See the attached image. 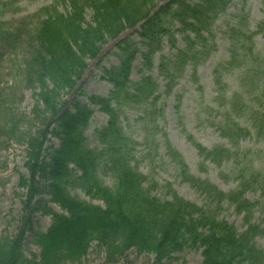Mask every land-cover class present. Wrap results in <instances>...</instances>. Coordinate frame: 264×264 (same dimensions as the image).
Listing matches in <instances>:
<instances>
[{"label":"trees","instance_id":"16d2710c","mask_svg":"<svg viewBox=\"0 0 264 264\" xmlns=\"http://www.w3.org/2000/svg\"><path fill=\"white\" fill-rule=\"evenodd\" d=\"M260 1L263 20L257 31H250L243 11L233 16L234 24L226 32L228 60L212 71V102L223 114L212 125L230 149H209L189 137L202 166L232 164L235 188L224 192L194 177L182 156L166 143L182 180L205 198L206 208L185 201L168 183L169 198L155 196L158 184L149 183L140 172L143 155L137 158V153L161 133L157 110L162 95L154 71L165 82V95L171 96L188 66L198 68L215 49L213 26L233 0H49L39 10L32 50L21 66V83L35 100V133H20L24 119L10 114L5 121L0 109V139L27 145L28 172L20 184L28 191L24 220L18 235L0 245V264H82L81 256L93 244L110 247L114 258L131 249L154 254L155 264L172 260L186 248L202 249V264H264V249L255 244L264 231L254 222L256 213L264 214V55L256 51L255 41L257 35L264 37V0ZM17 3L0 2V19ZM136 28L139 41L126 38L117 44L119 65L102 68L101 79L112 87L109 95L87 96L89 105L82 103L79 96L86 95L79 83L88 61ZM20 38L19 31L0 20V46L8 48ZM138 57L139 80L134 81ZM233 75L238 83L230 92L228 79ZM94 108L107 123L95 130L96 147H91L86 132ZM127 111L141 114L137 121L142 142L122 123ZM51 138L59 141L58 148L45 147ZM248 139L254 140L255 149L241 150ZM157 150L158 146L153 157ZM248 193L259 195L258 201H250ZM43 194L63 213L45 212L52 216V225L46 233L34 235L40 255L29 260L21 248L31 232L33 212L39 210L32 204L34 198ZM223 205L244 216L242 233L219 219Z\"/></svg>","mask_w":264,"mask_h":264},{"label":"rangeland","instance_id":"374dc122","mask_svg":"<svg viewBox=\"0 0 264 264\" xmlns=\"http://www.w3.org/2000/svg\"><path fill=\"white\" fill-rule=\"evenodd\" d=\"M14 1L0 0V2L6 3ZM48 4L49 0H18V3L13 7L10 6L11 8L0 19L6 28L21 33V42L8 48L0 46V109L3 111L4 120L6 117H10V114L24 119L20 126V133L25 134H34L36 131L32 116L35 100L32 91L21 83V66L32 50V40L40 22L39 10ZM262 9L260 0H233L225 15H222L213 26L215 49L198 68L193 69L188 66L186 73L171 96L165 95V82L159 76L158 71H154L153 76L158 79L159 93L162 95L157 110L161 133L158 134L153 143L150 141L149 145L138 148L137 158L141 155L145 156L139 159L140 172L149 178V183L157 182L158 188L154 195L160 199L169 198L165 189V185L168 183L172 185L176 194L185 201L200 208L209 207L205 198L182 180L177 163L173 162L168 154L166 143L182 156L184 164L194 177L207 180L224 192L235 188L236 184L231 176L232 164H225L218 168L208 162L202 166V160L199 158L197 150L192 146L189 137L209 149L215 146H224L230 149L228 143L220 136L216 126L212 125L214 121L220 120L223 115L217 105L212 102V71L222 62L228 60L226 32L234 24L233 16L243 11V15L248 18L250 31L256 32L258 24L263 20ZM60 10L63 12L64 9L61 8ZM128 37L133 38L134 41H139L133 31L126 32L121 38ZM255 41L256 51L264 55V37L258 35L255 37ZM116 43L107 44L99 58L89 62L81 82V92L86 95L85 97L79 96L82 103L89 105L87 96L107 97L112 90L111 85L101 78L102 68L109 69L119 65V59L116 56L119 53ZM178 47H182V42L179 43ZM168 52L169 48L165 47L163 54L166 55ZM140 64L141 60L138 57L132 73L134 81L139 80L137 68ZM235 77L233 75L228 79L230 92L238 83ZM72 98L73 96L68 97L69 103ZM140 116V113L127 111L122 119L123 125L137 142H142L144 138L141 124L137 121ZM106 123L107 117L98 108H94L90 128L86 132L91 147H96L95 130L106 125ZM239 123L243 125V121L239 120ZM254 144V140H245L241 143V150L255 149ZM26 146L25 143L18 144L14 140L0 139V245L5 240H13L18 235V229L24 220V202L28 199V191L22 188L20 184L23 177L28 178L25 167L27 162ZM50 146L58 148L59 141L56 138H51V142L45 147L49 148ZM156 146H158V155L153 157L156 156L154 152ZM79 196L80 199L90 202V199L84 195L80 194ZM246 197L250 201H258L259 195L248 193ZM93 203L101 205L97 201ZM32 204L37 205L39 210L35 209L33 212L30 221L31 232L26 233L21 248L25 259L29 260L31 258L38 259L40 255V249L36 245L34 235L46 233L52 225V216L45 212L51 209L57 214L63 213L58 206L50 202V197L46 194L35 197ZM218 215L220 220H225L228 224L233 225L239 233L245 230L243 226L244 216L237 214L227 205H223ZM254 222L264 231L263 213H256ZM255 244L264 249V234L255 239ZM79 262L82 264H155L156 258L154 254L138 252L135 249L129 250L123 257L114 258L110 247L106 248L102 245L93 244L81 256ZM202 262V249L186 248L183 252L174 255L172 260L164 261V264H202ZM67 264H70L69 261Z\"/></svg>","mask_w":264,"mask_h":264}]
</instances>
